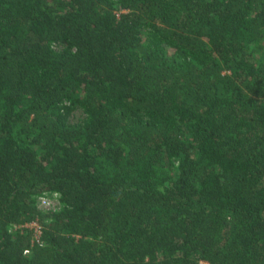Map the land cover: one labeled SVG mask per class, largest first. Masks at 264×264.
I'll list each match as a JSON object with an SVG mask.
<instances>
[{
  "label": "trees",
  "instance_id": "obj_1",
  "mask_svg": "<svg viewBox=\"0 0 264 264\" xmlns=\"http://www.w3.org/2000/svg\"><path fill=\"white\" fill-rule=\"evenodd\" d=\"M0 264H264V0H0Z\"/></svg>",
  "mask_w": 264,
  "mask_h": 264
},
{
  "label": "rangeland",
  "instance_id": "obj_2",
  "mask_svg": "<svg viewBox=\"0 0 264 264\" xmlns=\"http://www.w3.org/2000/svg\"><path fill=\"white\" fill-rule=\"evenodd\" d=\"M68 118L71 120V121H78L79 119L82 118L83 116V111L80 107H75L73 110H71V112H69L68 114ZM41 197H38V204L41 206V207H45V206H48V205H45L42 201H41ZM50 198V197H49ZM51 199V198H50ZM54 205L55 202L54 200L51 199V205ZM56 205V204H55Z\"/></svg>",
  "mask_w": 264,
  "mask_h": 264
},
{
  "label": "built area",
  "instance_id": "obj_3",
  "mask_svg": "<svg viewBox=\"0 0 264 264\" xmlns=\"http://www.w3.org/2000/svg\"><path fill=\"white\" fill-rule=\"evenodd\" d=\"M41 201H42L45 205H49V204L51 203V199L48 198V197H46V196H43V197L41 198ZM30 224L34 226V229H35L34 234H35V238H36V240H39V239H38V236H39V232H40V230H39L40 225H39L36 221H33V222H31Z\"/></svg>",
  "mask_w": 264,
  "mask_h": 264
}]
</instances>
